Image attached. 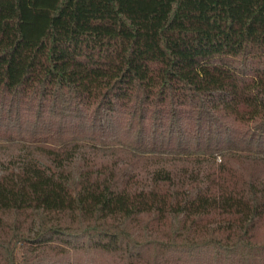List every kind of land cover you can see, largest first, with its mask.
I'll return each mask as SVG.
<instances>
[{
    "label": "trees",
    "instance_id": "obj_1",
    "mask_svg": "<svg viewBox=\"0 0 264 264\" xmlns=\"http://www.w3.org/2000/svg\"><path fill=\"white\" fill-rule=\"evenodd\" d=\"M0 264H264V0H0Z\"/></svg>",
    "mask_w": 264,
    "mask_h": 264
}]
</instances>
